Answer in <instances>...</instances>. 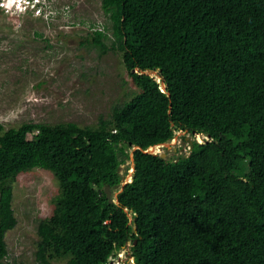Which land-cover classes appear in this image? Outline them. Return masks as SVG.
<instances>
[{
    "label": "trees",
    "instance_id": "1",
    "mask_svg": "<svg viewBox=\"0 0 264 264\" xmlns=\"http://www.w3.org/2000/svg\"><path fill=\"white\" fill-rule=\"evenodd\" d=\"M100 7L107 23L85 42L119 52L137 90L93 125L0 123V260L16 225L12 182L42 168L58 192L37 221L38 264H108L129 240L135 264H264V0ZM176 131L209 140L176 159L145 152ZM127 149L134 170L121 187ZM107 185L122 188L117 203Z\"/></svg>",
    "mask_w": 264,
    "mask_h": 264
},
{
    "label": "rangeland",
    "instance_id": "2",
    "mask_svg": "<svg viewBox=\"0 0 264 264\" xmlns=\"http://www.w3.org/2000/svg\"><path fill=\"white\" fill-rule=\"evenodd\" d=\"M100 3L45 0L41 15H13L0 5V123L5 128L29 121L93 125L98 116L109 115L114 103L129 99L137 90L119 52L100 54L85 42L91 28L107 23ZM34 31L49 38H33ZM203 139L176 131L155 152L165 153V159L187 154L190 140ZM127 152L130 159L122 157L117 167L120 184L130 181L132 174L131 149ZM12 186L16 225L5 234L8 255L0 264H38L34 258L37 221L51 214L57 182L48 170L33 168L19 173ZM109 190L113 199L118 187ZM128 258L113 264H129Z\"/></svg>",
    "mask_w": 264,
    "mask_h": 264
},
{
    "label": "clouds",
    "instance_id": "3",
    "mask_svg": "<svg viewBox=\"0 0 264 264\" xmlns=\"http://www.w3.org/2000/svg\"><path fill=\"white\" fill-rule=\"evenodd\" d=\"M44 1L45 0H5L3 2V5L2 4H0V5L2 7H4L3 9H4L5 12H7V13L9 12V14H13V15H20V14L21 15H27V13H30V14L34 15V13L37 10H38V12H36L35 15H37V14L41 15V10H42V8L45 7V5H43L44 4ZM48 8L51 9L50 3L48 5ZM194 135L195 136H199V134H196V133H194L193 136ZM202 136L204 137L203 141L204 140H209V137L208 136H205V135H202ZM203 141H197V142L198 143H203ZM155 147H157V145ZM188 152H187V154H188ZM131 244L132 243L130 241V246H131ZM124 249L122 247V248H119V249L114 250V252L108 258V264H111V263L113 264L114 261H116L114 259L117 257L118 251H119V254H123V250ZM119 254H118V256H119ZM130 254L131 253L129 251H127L126 256H125L124 259H127L128 257H130L129 264H132V263L135 264L134 258L132 256H130ZM124 259L122 258V256H120V260H124Z\"/></svg>",
    "mask_w": 264,
    "mask_h": 264
},
{
    "label": "water",
    "instance_id": "4",
    "mask_svg": "<svg viewBox=\"0 0 264 264\" xmlns=\"http://www.w3.org/2000/svg\"><path fill=\"white\" fill-rule=\"evenodd\" d=\"M142 73H145V74L151 75L152 77L160 78L159 70H153V71L146 70V71H143ZM164 88H165V86L162 84V85H161V90L163 91ZM192 134H194V132H192ZM163 144H167V143L159 144V145H157V148H161V146H162ZM192 144H193V142H192V140H190V141H189V145H190L189 152L191 151ZM135 148H137V147L135 146L133 149H135ZM155 148H156L155 146H151V147H149L145 152L153 153L154 155L159 154L160 157L164 158L165 153H157V152H155ZM153 150H154V151H153ZM189 152H188V154H189ZM188 154H182L181 157H185V156L188 155ZM130 156H131V160H132V155H130ZM122 157H124V156H123V155H121V157L119 156V160H121ZM177 157H178V156H172L173 159H176ZM131 165H132V170H131V171L133 172V170H134V163H133V160H132ZM125 183H126V182H125ZM125 183H122L120 186L122 187L123 184H125ZM116 187H118V185H114V186H113V188H116ZM121 189H122V188H120L119 191H121ZM104 191H105L106 197H107V199H108V203H112V202L117 203V202H118L117 199H114V200H113L112 198H110V190H109V186H108V185L104 187ZM119 191H118V192H119ZM118 192H117V193H118ZM128 218L131 220V216H130V215H129ZM135 243H136V240H134L133 244H135Z\"/></svg>",
    "mask_w": 264,
    "mask_h": 264
},
{
    "label": "flooded vegetation",
    "instance_id": "5",
    "mask_svg": "<svg viewBox=\"0 0 264 264\" xmlns=\"http://www.w3.org/2000/svg\"><path fill=\"white\" fill-rule=\"evenodd\" d=\"M37 32H38L39 34H41V36H40ZM32 37H33V38H38V39H39V38H47V37L49 38V36H46L45 34H42V32H39V31H34V32H32ZM126 247H127V245H125V246L123 247V249L126 248ZM127 249H128V251L130 252V245H128V248H127ZM130 256H131V254H130ZM123 264H125V263H123Z\"/></svg>",
    "mask_w": 264,
    "mask_h": 264
},
{
    "label": "built area",
    "instance_id": "6",
    "mask_svg": "<svg viewBox=\"0 0 264 264\" xmlns=\"http://www.w3.org/2000/svg\"><path fill=\"white\" fill-rule=\"evenodd\" d=\"M5 0H2L1 1V3L0 4H2L3 5V2H4ZM36 12H38V10L36 11ZM126 245H127V247L123 250V254H125L126 255V253H127V251H128V245H130V241H128V242H126ZM120 256H122V254H119V256H118V258L116 259V263L118 262V261H120ZM119 263V262H118ZM112 264V263H111Z\"/></svg>",
    "mask_w": 264,
    "mask_h": 264
}]
</instances>
